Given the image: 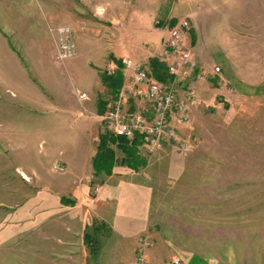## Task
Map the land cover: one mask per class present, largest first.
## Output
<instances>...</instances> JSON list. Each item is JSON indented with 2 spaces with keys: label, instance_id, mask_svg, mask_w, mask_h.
<instances>
[{
  "label": "rangeland",
  "instance_id": "1",
  "mask_svg": "<svg viewBox=\"0 0 264 264\" xmlns=\"http://www.w3.org/2000/svg\"><path fill=\"white\" fill-rule=\"evenodd\" d=\"M132 3L136 18L122 28L118 17L99 21L74 0H0V181L14 164H52L62 208L48 215L62 218L69 244L79 246L82 232L96 240L89 264H264V0ZM184 21L196 69L176 87H192L198 104L176 127L179 143L153 153L136 147L133 167L110 145L111 175H94L107 132L97 103L109 101L97 79L116 71L107 53L147 48ZM60 29L75 45L63 61ZM152 59L137 64L149 71Z\"/></svg>",
  "mask_w": 264,
  "mask_h": 264
},
{
  "label": "crops",
  "instance_id": "2",
  "mask_svg": "<svg viewBox=\"0 0 264 264\" xmlns=\"http://www.w3.org/2000/svg\"><path fill=\"white\" fill-rule=\"evenodd\" d=\"M74 1L80 3L93 17H102L97 18L100 19L99 21H107L111 25L114 23V17L119 18L118 21L120 20L122 28L130 22L131 17L136 18L134 14L137 7L133 5L132 0L128 2L126 0ZM158 12H160L159 7L155 23L158 19ZM167 16L168 19H171L175 18L177 14L172 9ZM161 39L166 40L167 37L156 33L154 43L148 45L147 48L143 47L141 43L140 46L129 48L125 52L114 46L107 53L106 58L113 57L116 60L124 59V61L126 59L134 63H140L144 59L146 61L151 58L162 60L163 41ZM125 72L124 84L129 79V73ZM99 83L100 79H97L98 86ZM13 159L15 160V156ZM41 168L42 166L34 168L29 166L20 169L19 165L16 167L14 164L13 171L9 169L7 172L11 178H8L5 184L0 181V190L7 193L0 196V264H11L13 257L16 258L15 264H89L88 248L83 244V232L78 236L79 246L69 244L68 237L70 235L64 238L61 232L62 218H57L56 212L53 213L55 216L48 215L49 210L52 209H58L61 214V196H58L56 190L58 177L61 175L53 173L52 164L44 166L42 171ZM0 176H3L1 172ZM48 193L50 194L49 201ZM102 194H104V190H102ZM51 223L59 226L58 234L57 228L54 229V233L48 232L47 225ZM85 227L86 225L83 230ZM126 236V231H123L121 239L124 240ZM64 247L69 250L67 259H73L76 253V263L72 259L68 260H72L71 262H64Z\"/></svg>",
  "mask_w": 264,
  "mask_h": 264
},
{
  "label": "built area",
  "instance_id": "3",
  "mask_svg": "<svg viewBox=\"0 0 264 264\" xmlns=\"http://www.w3.org/2000/svg\"><path fill=\"white\" fill-rule=\"evenodd\" d=\"M177 2L182 0H175ZM189 25L186 21L169 31L162 46V60L175 81L163 85L151 78L141 64L125 60L124 70L129 79L114 99L107 101L106 110L99 116L105 130L115 137L133 140L139 137L140 146L153 153L164 146L179 143L176 127L187 125L192 109L198 104L196 92L191 87L179 90L177 79L191 77L196 69L190 49L185 45ZM58 60L75 55V45L67 29L58 30ZM216 72H219L216 69ZM201 80V77H198ZM80 99H86L81 95Z\"/></svg>",
  "mask_w": 264,
  "mask_h": 264
},
{
  "label": "trees",
  "instance_id": "4",
  "mask_svg": "<svg viewBox=\"0 0 264 264\" xmlns=\"http://www.w3.org/2000/svg\"><path fill=\"white\" fill-rule=\"evenodd\" d=\"M109 60L116 67V71L112 73L103 72L99 75L100 84L105 88L107 97L114 99L118 96L122 86L124 85V75L122 70L124 69L123 62L116 60L113 57H109ZM149 73L152 79L163 85L172 84L175 79L168 73L166 65L158 59H152L149 61ZM107 102L99 100L97 103V115L102 116L106 110ZM140 138L135 137L129 141L122 137H115L113 134L106 132L104 135H100L98 138L96 153L91 161V167L94 175L103 174L110 176L115 165V155L109 146H115L123 155L122 164L127 167H133L131 162L136 151V147L140 146ZM101 227L105 228L104 225ZM87 231V230H86ZM84 243L86 244L91 260H96L99 253L98 243L89 236L87 232H84Z\"/></svg>",
  "mask_w": 264,
  "mask_h": 264
}]
</instances>
